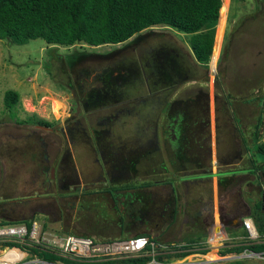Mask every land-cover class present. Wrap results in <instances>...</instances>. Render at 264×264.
<instances>
[{"label":"rangeland","instance_id":"374dc122","mask_svg":"<svg viewBox=\"0 0 264 264\" xmlns=\"http://www.w3.org/2000/svg\"><path fill=\"white\" fill-rule=\"evenodd\" d=\"M230 1L219 57L224 6L208 67L191 56L188 36L164 26L100 47L1 40L0 220L33 217L62 234L103 241L142 235L179 245L205 241L218 215L225 229L232 219L234 236L240 235L241 216L261 199L254 178L215 174L242 166L240 137L263 104L264 0ZM9 90L19 96L12 111L3 104ZM195 94L199 103L188 109L176 103ZM39 120L49 122L51 131L39 128ZM165 120L180 132L176 154ZM174 159L186 163L184 170ZM121 167L122 180L136 168L147 181L166 180L165 186L123 194L122 223L111 201L91 197L83 186L94 182L92 170L116 178ZM103 213L113 215L111 221L95 218ZM227 233L224 247L207 252L215 249L219 259L192 254V263L264 264L248 257L223 259L238 256H221L226 245L243 241Z\"/></svg>","mask_w":264,"mask_h":264},{"label":"trees","instance_id":"16d2710c","mask_svg":"<svg viewBox=\"0 0 264 264\" xmlns=\"http://www.w3.org/2000/svg\"><path fill=\"white\" fill-rule=\"evenodd\" d=\"M221 7L222 0H0V41L8 40L14 45L22 46L30 40L42 39L51 46L71 47L76 44H84L89 47H100L122 44L145 30L164 26L188 36L187 44L196 63L202 67H208L211 56L215 55L217 25L220 20V12L223 13ZM18 99L19 96L15 91H6L3 97L4 108L12 111ZM262 103L258 107L259 113L255 122L249 130L242 133L244 136L240 137V146L245 160H243L242 166L215 175L230 174L231 177H236L239 174L247 173L254 178L252 185L257 188L261 199L254 202L247 216H241L242 233L240 235L234 236L238 234V231H235L237 226L232 219L226 223V231H230L232 237L244 236L242 220L251 218L262 241H264V189L262 188L264 186V159H257V156L264 158V144L262 143L264 100ZM182 115H177L181 121L183 120ZM170 124L176 127L175 139L170 137L169 140L172 152L176 154L175 148L179 146L176 140L180 132L176 123L170 121ZM37 125L52 126L44 120L37 121ZM173 158L175 157L173 156ZM175 161L179 165L178 168L184 170L183 166L186 163L180 164L178 160ZM147 185L149 183L144 186ZM33 220V217L11 221L0 220V226L20 223L30 225ZM216 223L217 226L220 225L218 217ZM44 226L47 227L46 224ZM68 234L74 233L68 232ZM85 236L87 237V235ZM146 237L158 243L153 237ZM197 240L198 238L187 241L181 247L185 252L177 253L174 256L159 255L155 257V261L168 264L173 258L194 253L206 254L207 250L201 249L202 244ZM231 245H226L221 250V256L230 254L239 256L245 250L264 251V243L245 244L243 240L239 244ZM147 251H150L149 247ZM42 255L48 262L54 263L57 260L49 254L43 253ZM212 256L213 252H209L202 258L207 259ZM151 260L152 257L148 255L105 263H76L63 260L62 264H146Z\"/></svg>","mask_w":264,"mask_h":264},{"label":"built area","instance_id":"2783aa9c","mask_svg":"<svg viewBox=\"0 0 264 264\" xmlns=\"http://www.w3.org/2000/svg\"><path fill=\"white\" fill-rule=\"evenodd\" d=\"M262 143L264 144V137ZM242 228L245 234L240 238L244 240L245 244L264 243L251 218L242 220ZM212 239H217L219 245L224 247V244L229 242L225 227L220 224L213 228L212 233L201 243V249L208 252L210 247L213 248ZM184 245L157 243L146 236L113 241L96 240L91 237L54 232L45 227L44 223L35 220L30 225L20 223L0 226V248H2L0 264H62L63 260L76 263H105L148 255L152 257V260L146 264H165L156 262L155 257L159 255L174 256L177 253L185 252L181 248ZM148 247L150 251H147ZM43 253L53 256L57 260L54 263L48 262L43 258ZM191 255L173 258L169 264H200L192 263V258L188 260ZM202 255L204 254H197L199 257ZM234 257L264 260V251L245 250L241 255Z\"/></svg>","mask_w":264,"mask_h":264},{"label":"flooded vegetation","instance_id":"af4514ba","mask_svg":"<svg viewBox=\"0 0 264 264\" xmlns=\"http://www.w3.org/2000/svg\"><path fill=\"white\" fill-rule=\"evenodd\" d=\"M224 1L226 2L225 3L226 18L224 20V27L222 29V35H221V39H220V48L222 47V43H223V37H224L225 28H226L227 13H228L230 2H231L230 0H222V3ZM261 7H262V9L264 8L263 5ZM121 103H122V101L120 102V104ZM166 122H169V121L165 120V122H164V126L169 127L168 131H167V139L170 140L171 139L170 137H173V139H174L176 127H171L168 124H166ZM169 124H170V122H169ZM37 126L41 129L51 131V126L50 127L42 126V125H37ZM104 127L108 128L106 126H104ZM101 128H102V126H101ZM95 133H96V131L93 130L91 132V136ZM169 145H170V141H169ZM118 172H119L121 177L115 178L113 176V174H114L113 172L105 173V171H103L101 169L96 171V172L92 170L91 171V173H92L91 177L92 178L90 177L91 173L88 176L90 179H93L94 182L89 183V184L85 183L83 186L88 187V191H89L88 195H91V197L96 196L98 199L100 198L99 200H102V199L106 200L107 199L106 201H108V200L111 201L112 202V209L115 211L116 216L118 218L117 220H118V222L122 223V220L127 218L126 214H123L125 211L124 208L122 207V195L123 194H125L127 191H133V192L135 190L145 191L146 189H151V188L157 187L158 185L159 186H165L166 180H164V181L162 180V182L161 181H152V182L147 181V179L144 178L143 176L139 177V175H141V174H138L137 168L132 173L134 175H138V176L131 177L130 175H132V173L130 170H128L127 172L124 173V175H125V177L129 176V178L126 177L127 179L122 180V167H121V169H119ZM52 174H53V169L51 170V173H50L51 178H52ZM183 181H181V182H183ZM127 182H128V184H127ZM148 183H149V185L144 186ZM129 184H133V185H129ZM133 187H135V188H133ZM173 190L175 191V189H173ZM178 198H179L178 194L176 193L175 201H178ZM100 207H103V205L100 204ZM112 216L113 215H111V214L103 213L100 216H97L95 218L100 219L103 217V218H106L107 221H111L110 219L112 218Z\"/></svg>","mask_w":264,"mask_h":264},{"label":"crops","instance_id":"0c3cea01","mask_svg":"<svg viewBox=\"0 0 264 264\" xmlns=\"http://www.w3.org/2000/svg\"><path fill=\"white\" fill-rule=\"evenodd\" d=\"M225 7V16H226V6H225V3L223 2L222 3V8H224ZM264 6V5H263ZM221 8V9H222ZM264 9V8H263ZM221 35H222V31H221ZM221 37V36H220ZM190 51V50H189ZM219 51H220V43H219V45H218V49H217V52H216V56H217V58L219 57ZM190 54H191V56L193 57V55H192V52L190 51ZM194 58V57H193ZM195 60V59H194ZM217 61V60H216ZM196 62V61H195ZM198 64V63H197ZM199 66H201V65H199ZM215 79H213V82H215L214 81ZM176 103L178 104V103H181L180 105H183L184 107L186 106L187 108L186 109H188L189 108V106L191 107V105H194V104H197V103H199V99L197 98V95L195 94L193 97H188L186 100H184V101H181V100H178V99H176ZM188 111H191V110H188ZM218 217V216H217ZM216 217V218H217ZM215 218V217H214ZM216 218H215V221H216Z\"/></svg>","mask_w":264,"mask_h":264},{"label":"bare ground","instance_id":"6f19581e","mask_svg":"<svg viewBox=\"0 0 264 264\" xmlns=\"http://www.w3.org/2000/svg\"><path fill=\"white\" fill-rule=\"evenodd\" d=\"M212 243H213V248H215V247H218L219 246V243H218V241H217V239H212ZM2 251V248H0V252ZM210 252H213V257H214V259H212L211 261H215V260H217V259H219L218 258V255L216 254V252H215V249H213L212 251H210ZM215 255V256H214ZM188 259H191V258H188ZM208 259V258H207Z\"/></svg>","mask_w":264,"mask_h":264},{"label":"water","instance_id":"95a60500","mask_svg":"<svg viewBox=\"0 0 264 264\" xmlns=\"http://www.w3.org/2000/svg\"><path fill=\"white\" fill-rule=\"evenodd\" d=\"M211 57H212V56H211ZM231 258H235V257H229V258L226 257V258H223V259H231ZM205 263H206V262H205ZM200 264H201V263H200Z\"/></svg>","mask_w":264,"mask_h":264}]
</instances>
